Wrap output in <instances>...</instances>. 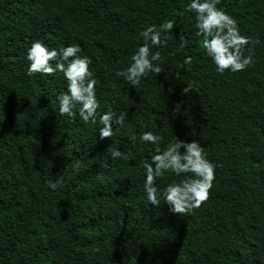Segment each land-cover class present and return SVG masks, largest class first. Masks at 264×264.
Masks as SVG:
<instances>
[{
	"label": "trees",
	"instance_id": "1",
	"mask_svg": "<svg viewBox=\"0 0 264 264\" xmlns=\"http://www.w3.org/2000/svg\"><path fill=\"white\" fill-rule=\"evenodd\" d=\"M0 264H264V0H0Z\"/></svg>",
	"mask_w": 264,
	"mask_h": 264
}]
</instances>
